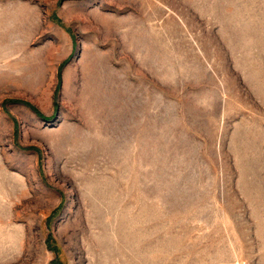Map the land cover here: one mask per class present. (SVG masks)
I'll use <instances>...</instances> for the list:
<instances>
[{"label":"rangeland","instance_id":"obj_1","mask_svg":"<svg viewBox=\"0 0 264 264\" xmlns=\"http://www.w3.org/2000/svg\"><path fill=\"white\" fill-rule=\"evenodd\" d=\"M0 264H264V0H0Z\"/></svg>","mask_w":264,"mask_h":264}]
</instances>
